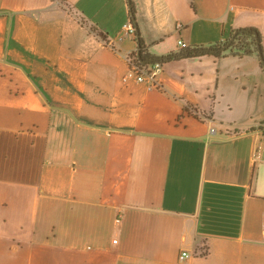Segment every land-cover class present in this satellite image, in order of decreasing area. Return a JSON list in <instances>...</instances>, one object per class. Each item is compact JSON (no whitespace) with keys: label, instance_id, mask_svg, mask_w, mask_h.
<instances>
[{"label":"crops","instance_id":"1","mask_svg":"<svg viewBox=\"0 0 264 264\" xmlns=\"http://www.w3.org/2000/svg\"><path fill=\"white\" fill-rule=\"evenodd\" d=\"M134 1L157 56L264 37V0ZM130 21L128 0H0V264H264L259 55L173 58L151 86Z\"/></svg>","mask_w":264,"mask_h":264},{"label":"trees","instance_id":"2","mask_svg":"<svg viewBox=\"0 0 264 264\" xmlns=\"http://www.w3.org/2000/svg\"><path fill=\"white\" fill-rule=\"evenodd\" d=\"M128 3L130 7L131 21L133 22L137 30V39H138L137 53L140 51V55L138 54L140 66L149 67L150 65H153L157 62L164 63L173 58L202 57L205 55H213L218 58L227 57L230 55L243 57L247 55L257 54L261 59V65L264 69V48H263L264 37L261 31L254 26L239 27L232 29L229 32L228 36L225 37L224 39L209 44H195L189 46L188 48L181 50V52H183L182 54H178L176 56H173V54L175 53L170 54L168 58H164V56L154 55L149 51L148 45L141 36L139 24L137 21V8L135 1L128 0ZM79 18H80L79 20L83 24L88 25L92 31L98 32L97 26L93 24H89L84 17L80 16ZM225 45H228V48L226 50H218ZM206 49H217V50L206 51ZM185 110L199 118L205 119V118L213 117V113H207L205 111H202L201 109H199L198 107L194 106L192 103L189 102L186 103Z\"/></svg>","mask_w":264,"mask_h":264},{"label":"built area","instance_id":"3","mask_svg":"<svg viewBox=\"0 0 264 264\" xmlns=\"http://www.w3.org/2000/svg\"><path fill=\"white\" fill-rule=\"evenodd\" d=\"M125 30L129 33L136 32V27L133 24L132 21H130L126 26ZM178 46L179 51L182 49L188 48L187 43L183 39L178 40ZM122 57L128 62L130 69H129V75L136 77L138 81L145 82L151 86L159 87V83L155 79L156 73L163 68L164 63L163 62H157L153 65H150L149 67L140 66L139 64V57L137 52H128V53H122ZM194 112V111H193ZM199 113V112H198ZM200 114V113H199ZM216 133V128L212 127L210 130V134L214 135ZM192 253L189 250H182L179 259L180 260H186L189 257H191Z\"/></svg>","mask_w":264,"mask_h":264},{"label":"water","instance_id":"4","mask_svg":"<svg viewBox=\"0 0 264 264\" xmlns=\"http://www.w3.org/2000/svg\"><path fill=\"white\" fill-rule=\"evenodd\" d=\"M227 48H228V45H225V46H223L222 48H220V49H218V50H226ZM215 50H217V49H206V51H215ZM182 53H183V52L179 51V52L173 54V56H176V55H178V54H182ZM138 54L140 55V51L138 52ZM169 56H170V55H165L164 58H168Z\"/></svg>","mask_w":264,"mask_h":264},{"label":"rangeland","instance_id":"5","mask_svg":"<svg viewBox=\"0 0 264 264\" xmlns=\"http://www.w3.org/2000/svg\"><path fill=\"white\" fill-rule=\"evenodd\" d=\"M204 253H206L207 251H203Z\"/></svg>","mask_w":264,"mask_h":264}]
</instances>
